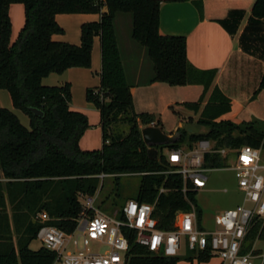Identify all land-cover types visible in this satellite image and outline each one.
<instances>
[{"label": "trees", "instance_id": "16d2710c", "mask_svg": "<svg viewBox=\"0 0 264 264\" xmlns=\"http://www.w3.org/2000/svg\"><path fill=\"white\" fill-rule=\"evenodd\" d=\"M193 3L201 13V3ZM12 4L24 8V25L14 42L10 41L8 16ZM159 6L158 0H0V90L8 93L13 108L29 120L25 127L11 110L0 108V264H53V252L29 248L41 226L36 215L45 212L51 219L49 225L70 234L82 211L79 196L94 197L101 188L98 175H107L113 182L107 198L120 197L122 177H138L137 189L126 202L154 204L152 227L169 231L178 216L189 210L186 198L194 204L198 220L201 212L195 204L196 192L181 193V176L164 174L171 166L163 149H179L185 141L191 149L196 142L207 140L214 142V149L250 146L264 150V123L254 121L262 126L257 129L248 122L217 121L230 111L229 99L217 87L200 111L217 70L192 66L183 37L159 34ZM58 14H97L100 19L83 23L80 44L72 45L51 38L64 33L54 19ZM117 14L132 18V38L146 49L152 66L149 83L202 87L198 100L184 107L199 113L196 124L206 129L204 133L189 134L180 128L175 143L156 147V154L148 155L141 129L154 123V117L134 111L114 31ZM252 16L264 19V0L255 1ZM95 37L100 44V86L87 89L85 100L99 112L102 145L83 151L79 140L90 126L84 114L70 109V84L45 86L42 80L70 68L89 69ZM262 89L264 73L256 93ZM30 108L42 116H34ZM118 123L127 125L126 134L113 132ZM225 164L226 158L217 154L203 156L204 168L220 169ZM161 188L164 193H159ZM123 233L129 245L127 264L179 262L178 257L154 255L137 245L132 230ZM257 240L264 241V220L253 223L243 252L250 251ZM210 258L207 252H195L185 261L205 263Z\"/></svg>", "mask_w": 264, "mask_h": 264}, {"label": "crops", "instance_id": "0c3cea01", "mask_svg": "<svg viewBox=\"0 0 264 264\" xmlns=\"http://www.w3.org/2000/svg\"><path fill=\"white\" fill-rule=\"evenodd\" d=\"M158 1H160L159 34L183 37L186 41V57L192 66L200 70H217L200 111L212 89L217 87L230 101V111L217 121H230L237 125L251 121L264 123V89L256 93L264 73V19L252 16L256 0ZM196 1L202 5L201 13L193 3ZM8 16L11 23L10 41L14 42L24 25L23 6L10 5ZM116 17L114 31L126 81L130 86L134 111L137 114L153 115L154 123L151 126H158L162 130L166 119L177 115L176 105L184 106L186 103L196 102L202 93V87L196 85L172 87L164 83H149L152 66L144 48L132 38V20L128 23V19H124L126 35L125 38H121L116 28ZM54 19L64 33L53 35L52 40L79 45L81 25L98 21L100 16L58 14ZM99 74L100 44L98 37H95L92 42L89 69L70 68L62 74L52 73L42 80L45 86H56L64 82L70 84L72 96L70 109L84 114L90 126L79 140V147L83 151L101 148L100 143L97 146L88 145L85 139L87 132L93 130L98 131L101 136L99 112L85 100L87 89L100 86ZM185 93L189 95L192 93L193 99L196 100L175 101L177 95ZM7 97L9 95L5 96L4 91L0 90V107L13 108L10 97L9 102ZM198 116L199 113L195 115L196 119ZM185 122L179 119L177 129L170 131L169 135L184 127ZM98 194L99 191L95 196Z\"/></svg>", "mask_w": 264, "mask_h": 264}, {"label": "built area", "instance_id": "2783aa9c", "mask_svg": "<svg viewBox=\"0 0 264 264\" xmlns=\"http://www.w3.org/2000/svg\"><path fill=\"white\" fill-rule=\"evenodd\" d=\"M262 151V148L250 146L214 149L210 141L200 140L191 149H171L164 155L171 166L164 174L181 176V193L186 196L190 191L205 188V173L215 170L203 167L204 154H217L221 158L231 154L228 167L237 180L242 201L214 218L213 231L200 227L196 208L187 198L189 210L178 216L172 230L162 231L151 225L154 204L129 200L109 215L95 205V196L80 195L82 211L75 220L73 232L67 234L49 225L50 217L40 212L36 215L41 225L36 240L41 247L55 254L53 264H127L129 245L124 229L132 230L135 243L154 255L177 257L184 238L191 254L207 252L210 257H216L219 264H252V251L243 250L253 223L264 220V175L260 173L264 171ZM97 177L100 181L109 178L104 174ZM164 192L163 188L159 190V193ZM91 242L103 244L108 250L103 254L93 253L89 250Z\"/></svg>", "mask_w": 264, "mask_h": 264}, {"label": "rangeland", "instance_id": "374dc122", "mask_svg": "<svg viewBox=\"0 0 264 264\" xmlns=\"http://www.w3.org/2000/svg\"><path fill=\"white\" fill-rule=\"evenodd\" d=\"M125 18L131 22L132 18L130 15H122L118 14L116 17V28L118 33H120L121 38H125L126 35V27H125ZM145 52L146 49L144 48ZM147 56V54H146ZM5 96H8L4 91ZM9 102V97H7ZM193 94L185 93L181 95H177L175 97V101H195L193 99ZM6 108V107H0ZM11 110L18 118L20 123L29 127V120L26 115H24L21 111L16 110L14 108H6ZM175 110L177 115H172L166 119L165 126L162 129V132L166 135H169V132L177 129V124L179 119H182L185 122V125L188 124H196V117L191 110L186 109L183 105H176ZM251 124L253 128H262L261 124L254 123V121L248 122ZM184 125V126H185ZM113 132H117L120 134H126L127 125L124 123H118L112 127ZM183 128V127H182ZM94 131V130H93ZM88 131L85 137L88 145L97 146L100 143L101 146V136L98 131ZM177 134V131L172 135ZM194 144V143H193ZM211 145L214 147V142L211 141ZM159 147V146H158ZM188 142L185 141L180 145V149H187ZM168 149L165 148L162 150L163 155H166ZM261 164L264 163V150L262 151ZM227 164L223 168L211 170L205 173L207 178L206 187L198 190L195 193V204L200 209V217H199V225L201 228L213 231L215 230L214 218L221 212L231 209L235 207L237 204L242 201V193L239 191L237 187V180L234 176V173L228 167V161L231 160V154L227 155L226 158ZM262 175H264V171H261ZM139 179L138 177H122L120 181V197H113L114 195L108 196L109 191L113 186V182L111 178H105L102 180L101 188L98 190L99 194L95 196V205L98 207L99 204L103 202L101 207H98L103 212L112 215L115 211L119 209V206L124 205L127 198L132 196L138 186ZM115 201L118 203V206H112V202ZM185 239H181V245L178 252V258L180 264L190 263L185 261L187 257L191 255V253L187 250L185 244ZM41 247L39 241L34 240L31 242L29 248L33 251L38 250ZM89 250L93 253L103 254L108 250V247L100 244L98 242H91L89 244ZM251 255L253 259L251 260L252 264H264V241H255L251 248ZM186 262V263H185ZM191 264H219V261L216 257H211L205 263H197L195 260L192 261Z\"/></svg>", "mask_w": 264, "mask_h": 264}, {"label": "water", "instance_id": "95a60500", "mask_svg": "<svg viewBox=\"0 0 264 264\" xmlns=\"http://www.w3.org/2000/svg\"><path fill=\"white\" fill-rule=\"evenodd\" d=\"M29 111L37 117L42 116V112L30 108ZM189 134L204 133L206 129L198 124H188L183 127ZM141 137L143 143L148 147V155L152 156L156 154V147L166 146L176 142L178 134L166 135L162 132L158 126H146L141 129Z\"/></svg>", "mask_w": 264, "mask_h": 264}]
</instances>
